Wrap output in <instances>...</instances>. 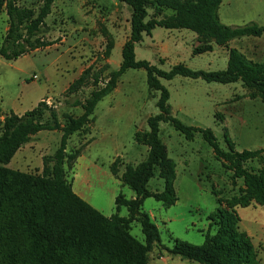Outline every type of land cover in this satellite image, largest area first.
I'll use <instances>...</instances> for the list:
<instances>
[{
    "label": "rangeland",
    "instance_id": "374dc122",
    "mask_svg": "<svg viewBox=\"0 0 264 264\" xmlns=\"http://www.w3.org/2000/svg\"><path fill=\"white\" fill-rule=\"evenodd\" d=\"M26 7L38 11L39 0H21ZM156 8L150 6L149 18ZM170 9L163 14L171 15ZM221 19L229 25L241 26L250 22L264 25V0H223ZM132 8L120 0H55L51 13L38 36L51 45L32 51L14 60L0 55V134L7 114H22L36 107L40 101L54 107L62 124L65 115L78 117L82 105L91 92L103 87L112 72L120 68L123 43L131 32ZM8 21L0 18V46L8 30ZM106 29L114 39L109 58L104 51ZM248 57L264 61V35L243 37L229 44ZM195 52L196 48L202 50ZM136 58L147 60L163 71L183 63L192 70L217 71L228 65V50L213 39H201L189 29L156 27L143 33L135 47ZM108 65L101 74L99 85L92 83L78 92L68 94L67 88L80 70ZM168 89L172 115L186 125L210 128L224 150H229L226 135L235 142L237 150L264 148V103L251 98L250 89L242 82H208L202 78L175 76L161 79ZM160 92L150 90L144 68L127 69L116 88L101 99L93 113V121L85 130L73 134L68 151L85 147L74 167L68 171L75 192L106 216L116 213V197L122 193L131 198L135 193L121 183L110 165L120 157V174L126 164H138L148 154V147L135 141L137 130L148 131V118L160 112L157 102ZM62 138L61 130H43L34 135L14 156L10 168L30 174H40L43 157L53 155ZM160 138L168 155L177 163L176 188L178 201L170 208L152 197L144 201L143 209L160 230L164 247L172 248L174 239L201 245L205 235L215 234L218 226L210 216L219 208L229 210L233 199L244 194V183L223 167L201 132L188 140L167 121L160 124ZM249 168L259 170L264 163L253 160ZM153 191L163 190L164 181L158 173L149 182ZM221 201V202H220ZM242 229L248 230L257 244L258 259L264 262V206L251 204L236 207ZM120 215L127 216L122 207ZM131 233L145 242L139 221L132 223ZM260 244V245H259ZM161 246L155 248L149 264H201L172 255L167 250L160 256Z\"/></svg>",
    "mask_w": 264,
    "mask_h": 264
},
{
    "label": "trees",
    "instance_id": "16d2710c",
    "mask_svg": "<svg viewBox=\"0 0 264 264\" xmlns=\"http://www.w3.org/2000/svg\"><path fill=\"white\" fill-rule=\"evenodd\" d=\"M21 0H0V17L8 16V30L0 46V55L14 60L38 48L52 44L38 34L51 13L55 0H39L38 11L23 6ZM132 8L131 32L122 48L120 68L111 73L103 87L93 90L82 105L83 114L74 117L65 115L61 123L58 112L44 101L23 114L11 112L2 123L0 134V264H149L152 251L161 246L160 256L167 250L172 255L201 264H264L258 259L257 250L248 233L240 226L241 217L236 207L251 204L264 206V168L255 170L247 164L253 160L264 163V148L237 150L235 142L227 134L229 150L220 147L214 132L186 125L172 115L169 91L161 79L171 80L175 76L202 78L208 82H242L250 89L251 98H260L264 103V61L248 57L229 44L243 37H261L264 25L250 22L235 26L221 20L220 8L223 0H120ZM156 11L149 18V8ZM165 9L173 11L163 14ZM167 29H189L201 39H213L228 50V65L223 70H192L185 64L163 71L147 60L136 58L135 47L143 33L150 34L156 27ZM107 39L105 58L111 56L114 39L104 29ZM196 48L195 52L210 50ZM105 65L84 70L67 88V93L78 92L88 84L99 85ZM130 68H144L150 90L159 91L157 102L160 112L148 118V131L137 130L135 141L148 147L146 158L138 164H126L120 174V157L110 165L112 174L128 186L135 196L127 198L120 193L115 200L116 213L104 215L78 195L68 177L88 143L68 151L70 137L85 130L93 121L98 102L117 86L122 74ZM170 122L175 129L192 140L201 132L213 148L215 157L232 172V181L244 183V194L233 199L229 210L219 207L211 216L217 232L205 235V241L196 245L174 239L172 248L164 247L160 230L143 209L144 201L152 197L170 208L178 201L176 188L177 163L169 157L167 147L160 138V124ZM43 130H61L62 138L53 155L43 157L40 174H30L10 168L8 165L16 153L31 138ZM158 173L164 181L163 190H151L150 180ZM221 202V201H220ZM122 207L127 216L120 215ZM139 221L145 242L132 233V223Z\"/></svg>",
    "mask_w": 264,
    "mask_h": 264
},
{
    "label": "crops",
    "instance_id": "0c3cea01",
    "mask_svg": "<svg viewBox=\"0 0 264 264\" xmlns=\"http://www.w3.org/2000/svg\"><path fill=\"white\" fill-rule=\"evenodd\" d=\"M220 10H221V8H220ZM3 15L5 16V20L8 21V16H7V14H6V13H3ZM220 16H221V13H220ZM1 17H2V15H1ZM1 17H0V18H1ZM221 20H222V19H221ZM123 45H124V43H123ZM38 49H40V48H38ZM36 50H37V49H36ZM34 51H35V50H34ZM24 56H25V55H24ZM82 72H83V71L80 70L79 75H80ZM79 75H77V77H79ZM77 77H76V78H77ZM22 114H23V113H22ZM90 144H91V143H89L88 146H89ZM88 146H87V147H88ZM19 151H20V150H19ZM19 151H18V152H19ZM18 152H17V153H18ZM17 153H16V154H17ZM80 157H82V155H81ZM80 157H79V158H80ZM79 158H78V159H79ZM73 188H74V187H73ZM134 196H135V195H134ZM134 196H133V197H134ZM241 221H242V219H241ZM243 230H245V229H243ZM245 231H246V232L248 233V235L251 237L252 242H253L255 248H257V244L254 243V238H253L252 234H251L248 230H245ZM259 245H260V244H259Z\"/></svg>",
    "mask_w": 264,
    "mask_h": 264
}]
</instances>
